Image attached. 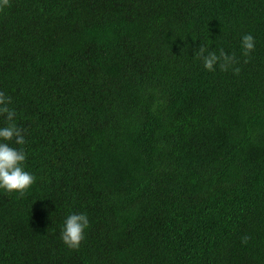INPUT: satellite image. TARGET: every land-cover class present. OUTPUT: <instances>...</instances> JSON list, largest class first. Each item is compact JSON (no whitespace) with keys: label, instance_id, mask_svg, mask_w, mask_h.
<instances>
[{"label":"trees","instance_id":"trees-1","mask_svg":"<svg viewBox=\"0 0 264 264\" xmlns=\"http://www.w3.org/2000/svg\"><path fill=\"white\" fill-rule=\"evenodd\" d=\"M0 91L36 177L0 191V264H264V0H9Z\"/></svg>","mask_w":264,"mask_h":264},{"label":"clouds","instance_id":"clouds-1","mask_svg":"<svg viewBox=\"0 0 264 264\" xmlns=\"http://www.w3.org/2000/svg\"><path fill=\"white\" fill-rule=\"evenodd\" d=\"M8 2L9 0H0V8L7 6ZM255 44L252 34H244L240 41L242 55L248 57L254 51ZM193 57L202 61L206 71H214L217 66L222 71L232 68L234 74L240 71L238 67H232L236 62L235 57L226 53L223 48L210 50L208 45L200 44L194 50ZM10 104V97L0 91V117H3V124L0 125V191L23 195L34 184L36 177L25 170L24 149L12 146L24 145L25 137L23 130L16 123L17 113L9 106ZM88 227L89 218L86 213H69L61 225L60 239L68 248L77 249ZM248 239L247 236L242 237V243H246Z\"/></svg>","mask_w":264,"mask_h":264}]
</instances>
